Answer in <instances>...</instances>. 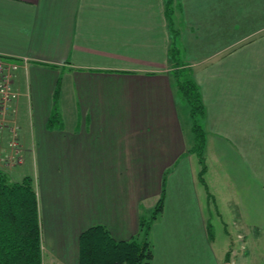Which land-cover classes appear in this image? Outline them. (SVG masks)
I'll return each instance as SVG.
<instances>
[{
  "label": "crops",
  "instance_id": "0c3cea01",
  "mask_svg": "<svg viewBox=\"0 0 264 264\" xmlns=\"http://www.w3.org/2000/svg\"><path fill=\"white\" fill-rule=\"evenodd\" d=\"M0 0V55L33 178L43 264H79L94 225L137 238L156 205L150 264H259L264 256V0ZM172 28L206 106L205 175L169 57ZM62 127H48L54 93ZM229 258V262L227 259ZM264 264V263H263Z\"/></svg>",
  "mask_w": 264,
  "mask_h": 264
},
{
  "label": "trees",
  "instance_id": "16d2710c",
  "mask_svg": "<svg viewBox=\"0 0 264 264\" xmlns=\"http://www.w3.org/2000/svg\"><path fill=\"white\" fill-rule=\"evenodd\" d=\"M172 1L168 0L166 15L172 25ZM169 57L173 62L179 100L188 106L192 119L195 143L190 152L196 154L201 166L199 180L205 186L208 201L215 203L209 191L205 175L208 164L205 156L206 131L204 119L206 106L201 86L190 63L181 59L178 34L172 28V43ZM61 79L58 80L48 127H62L59 94ZM166 199L165 178L161 195L154 208L140 219L137 238L116 240L103 225H94L83 231L79 239V264H150L154 254L150 231L154 221L164 210ZM210 239L215 237L214 226L208 225ZM229 262V258L227 259ZM0 264H43L42 228L38 207V196L33 178L25 175L14 180L8 172L0 170Z\"/></svg>",
  "mask_w": 264,
  "mask_h": 264
},
{
  "label": "built area",
  "instance_id": "2783aa9c",
  "mask_svg": "<svg viewBox=\"0 0 264 264\" xmlns=\"http://www.w3.org/2000/svg\"><path fill=\"white\" fill-rule=\"evenodd\" d=\"M27 61L24 58L22 62ZM22 62L0 55V170L5 172L24 165L28 155L18 116L17 103L21 94L14 86Z\"/></svg>",
  "mask_w": 264,
  "mask_h": 264
},
{
  "label": "rangeland",
  "instance_id": "374dc122",
  "mask_svg": "<svg viewBox=\"0 0 264 264\" xmlns=\"http://www.w3.org/2000/svg\"><path fill=\"white\" fill-rule=\"evenodd\" d=\"M190 119H191V117H190ZM185 128H186V132L188 133V134H191V122H192V119L189 121V119L187 118H185ZM28 156V155H27ZM26 161H27V158H26V160H25V163H24V165H22V166H19V167H16V168H14L13 170H10V171H8V173L10 174V176L12 177V179H14V180H19V178H16L17 176H16V173H14V171H16V170H21L24 166H25V164H26ZM212 204V202H210V205ZM214 205H211L212 206V211L210 212V217H212V221H213V223L218 227V230H217V228L215 229V227H214V234H220V237L222 236V231H223V228H222V225H221V221H220V219H217V217H216V214H215V209L217 208L216 207V204L215 203H213ZM264 240V239H263ZM256 259H257V261H258V263L259 264H263L264 263V256H263V254L262 253H260V252H258L257 254H256Z\"/></svg>",
  "mask_w": 264,
  "mask_h": 264
}]
</instances>
